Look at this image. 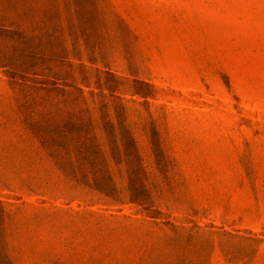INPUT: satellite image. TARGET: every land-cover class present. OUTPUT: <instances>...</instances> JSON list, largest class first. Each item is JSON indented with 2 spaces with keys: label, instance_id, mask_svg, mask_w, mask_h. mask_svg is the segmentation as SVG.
<instances>
[{
  "label": "rangeland",
  "instance_id": "rangeland-1",
  "mask_svg": "<svg viewBox=\"0 0 264 264\" xmlns=\"http://www.w3.org/2000/svg\"><path fill=\"white\" fill-rule=\"evenodd\" d=\"M0 264H264V0H0Z\"/></svg>",
  "mask_w": 264,
  "mask_h": 264
}]
</instances>
